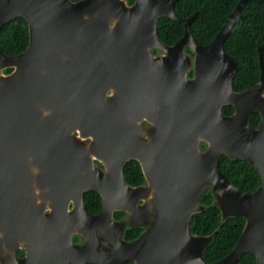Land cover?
<instances>
[{"label": "water", "instance_id": "95a60500", "mask_svg": "<svg viewBox=\"0 0 264 264\" xmlns=\"http://www.w3.org/2000/svg\"><path fill=\"white\" fill-rule=\"evenodd\" d=\"M178 1L0 0V30L16 18L28 26L22 53L0 49V264H237L245 253L264 264L262 48L260 79L243 92L232 87L238 65L224 51L249 0L238 2L206 46L192 37L196 13L175 14ZM160 18L184 27L174 45L158 37ZM174 66H184L181 74L151 75ZM223 106L233 107V115L224 116ZM253 113L260 116L257 128L249 122ZM126 133L129 154L117 163L109 154ZM148 149L168 153L166 163L138 156ZM220 156L252 165L261 177L257 190L232 185L218 169ZM131 158L140 161L147 189L125 183L122 169ZM59 163L72 170L67 191L51 189ZM169 171L180 179L170 182L172 193L157 185ZM208 189L221 223L245 220L232 251L212 263L203 253L218 230L208 236L189 230L191 217L205 210L199 200ZM87 191L101 197L98 215L84 206ZM115 212L127 218L116 221ZM134 227L144 232L125 241V230ZM73 235L83 244L74 245Z\"/></svg>", "mask_w": 264, "mask_h": 264}, {"label": "trees", "instance_id": "16d2710c", "mask_svg": "<svg viewBox=\"0 0 264 264\" xmlns=\"http://www.w3.org/2000/svg\"><path fill=\"white\" fill-rule=\"evenodd\" d=\"M132 4L134 0H126ZM240 0H179L175 6V14L181 18H188L196 13L191 24L192 37L201 45L210 44L225 19ZM184 34V27L168 18H160L157 21V35L167 45L178 42ZM262 48L264 66V1L249 0L241 9V18L232 29L224 42V51L235 60L238 65V73L235 76L232 87L235 91H243L254 84L260 78L258 64L257 45ZM28 46V26L23 18H16L4 25L0 30V49L9 56L22 53ZM11 70H6L9 73ZM225 115H231L233 108L225 106L222 108ZM259 114L254 113L250 117V125L256 128L259 124ZM125 168V173L128 170ZM219 168L225 173L232 184L242 191L251 193L260 184V176L256 170L247 162L242 160H229L221 157ZM130 171L134 181L132 185L142 181L138 166L131 167ZM126 177V175H125ZM126 180L128 177H126ZM85 206L94 212L100 208L98 194L90 192L84 196ZM212 198L208 195L203 198L202 203L207 209L193 217L190 230L198 235L206 236L212 234L216 229L217 234L212 243L205 249L203 256L206 262L212 263L224 258L229 254L237 243L243 230L245 221L243 218H230L221 223L220 212L211 206ZM139 230H128L124 236L131 240L138 235ZM237 264H255V257L245 253Z\"/></svg>", "mask_w": 264, "mask_h": 264}, {"label": "flooded vegetation", "instance_id": "af4514ba", "mask_svg": "<svg viewBox=\"0 0 264 264\" xmlns=\"http://www.w3.org/2000/svg\"><path fill=\"white\" fill-rule=\"evenodd\" d=\"M71 1H78V0H71ZM134 2V1H133ZM129 4V3H128ZM133 4V3H132ZM132 4H130V5H132ZM174 45V44H173ZM185 52L186 53H188L189 54V50L188 49H185ZM258 52V51H257ZM152 54L153 55H157V54H160V51H158V50H153L152 51ZM175 67V68H174ZM173 68H172V71H167L166 70V72L165 71H160V72H157V73H154V74H152L151 73V75H153V76H166V75H169V76H176L177 75V73L179 74L180 72H181V70H180V68H184V66H174ZM259 69H260V67H259ZM194 71H195V66H190V68L188 69V71L186 72V78L187 79H189V80H192L193 78H194ZM209 71V70H208ZM208 71H204V72H202V75H204V78L205 79H203V82L204 83H206V81L208 80V79H206V75H208L209 74V72ZM177 72V73H176ZM150 74V73H149ZM181 74V73H180ZM260 76H261V71H260ZM260 79V78H259ZM259 81V80H258ZM233 83V82H232ZM255 85V84H254ZM253 85V86H254ZM253 86H251V87H253ZM250 87V88H251ZM250 88H248V89H250ZM248 89H246V90H248ZM246 90H243V91H246ZM235 91V90H234ZM243 91H236V92H243ZM223 107H225V106H223ZM222 107V108H223ZM231 107V106H230ZM222 108H221V112H222ZM233 108V107H232ZM233 113H234V108H233ZM233 113L231 114V115H233ZM222 114L224 115V116H231V115H225L223 112H222ZM254 114V113H253ZM252 116V115H251ZM250 116V117H251ZM260 117V116H259ZM250 120V119H249ZM259 122H260V120H259ZM144 125H146L147 123H143ZM259 125V124H258ZM258 127V126H257ZM256 127V128H257ZM129 131H127V133H128ZM126 133V134H127ZM125 134V135H126ZM131 137H132V135L129 133V134H127L126 135V137H123V136H121V137H119V136H117L116 137V140H117V143H114V145H115V150L112 152V153H110L109 155H111V156H113V157H115V158H117V163H120V161L122 160V159H124L125 157H127L128 156V154H129V152L127 151V147H128V143H129V140L131 139ZM111 146H109L108 148H110ZM206 145L205 144H201L200 145V150L201 151H204L205 149H206ZM105 150V149H104ZM166 155H168V153H166L165 151H156V150H152V149H148V150H145V151H140L139 153H138V156L141 158V159H143L144 161H146V162H148V163H150V164H152V165H154V166H162V165H164L165 163H166V159H165V157H166ZM190 156V154H187V157H189ZM221 157H226V156H220L219 157V159H218V169L220 170V168H219V160H220V158ZM228 158V157H227ZM229 159V158H228ZM230 160V159H229ZM96 164L98 165V167L100 168V169H102V170H104V167H103V165L101 164V163H99V162H97L96 161ZM129 165V167H128V170L126 171V173H125V168H126V166H128ZM133 166H138V168H139V170H140V173H141V179H142V181L140 182V183H137V184H134V185H132L130 182L131 181H134V179H133V177H132V173H133V171H130V170H133V169H131V167H133ZM252 166V165H251ZM253 167V166H252ZM254 168V167H253ZM53 172H54V175L51 177V178H49L50 179V181L52 182V186H51V189H55V190H65V191H67L68 189H69V187H70V184H69V180L72 178V176H71V171L72 170H70L67 166H65V167H62V163H59V165L58 166H56V168L54 169V170H52ZM158 171H160L159 169H158ZM220 172L221 173H223L221 170H220ZM257 172V171H256ZM258 173V172H257ZM228 179H229V177L225 174V173H223ZM122 175H123V179H124V181H125V183L129 186V187H131V188H133V189H135V188H141V187H145L146 189H147V187H148V185H147V182H146V179H145V176H144V174H143V171H142V168H141V163H140V161L139 160H137V159H134V158H131V159H128L127 161H125V163H124V165H123V169H122ZM125 175H126V177H128V179H130V180H126V177H125ZM260 176V175H259ZM174 177H177V176H174L173 175V173L171 174V172L169 171V172H166V175H160V178H158L157 179V182H158V186L159 187H161V189L163 190V191H168V189L170 190V192L172 193V192H175L176 190H177V188H175L174 189V186H171V184H170V182L171 181H174V182H176V181H180V179H175V180H173V178ZM229 181L231 182V180L229 179ZM232 183V182H231ZM260 184H261V177H260ZM260 184H259V186H260ZM233 185V184H232ZM258 186V187H259ZM236 187V186H235ZM238 188V187H237ZM145 189V190H146ZM178 189H179V186H178ZM240 189V188H239ZM257 190V189H256ZM255 190V191H256ZM90 192H94V193H96V194H98L97 192H95V191H87V192H85L84 194H83V203H84V206H85V202H84V196L86 195V194H88V193H90ZM254 192V191H253ZM253 192H251V193H253ZM247 193V192H246ZM251 193H248V194H251ZM149 194H151L150 192H149ZM210 196L211 198H212V202H211V206H213V207H215L214 206V197H213V195H212V193H211V191H210V189H208V191L200 198V200H199V203H200V205L201 206H203L204 208H205V210L207 209V206L205 205V204H203L202 203V200H203V198H205L206 196ZM98 196H99V199H100V208H99V210H96V211H94V212H92V211H90V210H88L87 209V207L85 206V208H86V210H87V212L88 213H90L91 215H98L100 212H101V210H102V200H101V197H100V195L98 194ZM143 202L140 200L139 201V204H142ZM72 210V203L70 202L69 203V206H68V211H71ZM204 210V211H205ZM203 211V212H204ZM202 213V212H201ZM197 214H200V213H196V214H194L192 217H191V220H190V224H189V230H190V225H191V222H192V219H193V217L195 216V215H197ZM127 214L125 213V212H115L114 213V219L116 220V221H121V220H125L127 217ZM220 219H221V216H220ZM245 221V220H244ZM128 230H139V232H138V235L135 237V238H133V239H131V240H126L125 238H124V236H125V234H126V232L128 231ZM144 232V228L143 227H134V228H128V229H126L125 230V232H124V235H123V239L125 240V241H127V242H131V241H134V240H136L142 233ZM190 232H192L191 230H190ZM193 234H196V233H194V232H192ZM196 235H198V234H196ZM201 236V235H200ZM206 236H208V235H206ZM72 242L74 243V245H82L83 244V240H82V237L81 236H79V235H73L72 236ZM205 251V250H204ZM16 256L18 257V258H22V257H24V252H23V250H21V249H18L17 250V252H16ZM204 257V256H203ZM128 264H133V262L132 261H129L128 262Z\"/></svg>", "mask_w": 264, "mask_h": 264}]
</instances>
